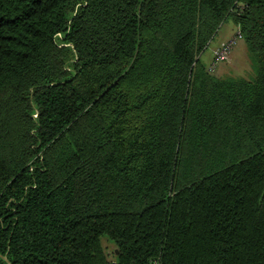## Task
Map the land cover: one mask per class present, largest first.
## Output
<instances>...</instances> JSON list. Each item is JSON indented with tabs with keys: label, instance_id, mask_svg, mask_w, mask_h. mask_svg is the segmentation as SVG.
Here are the masks:
<instances>
[{
	"label": "trees",
	"instance_id": "trees-1",
	"mask_svg": "<svg viewBox=\"0 0 264 264\" xmlns=\"http://www.w3.org/2000/svg\"><path fill=\"white\" fill-rule=\"evenodd\" d=\"M0 264H264V0H0Z\"/></svg>",
	"mask_w": 264,
	"mask_h": 264
},
{
	"label": "rangeland",
	"instance_id": "rangeland-1",
	"mask_svg": "<svg viewBox=\"0 0 264 264\" xmlns=\"http://www.w3.org/2000/svg\"><path fill=\"white\" fill-rule=\"evenodd\" d=\"M146 38H152V32H145ZM226 47V56L221 60L215 59V52ZM196 59L205 72L217 80H244L252 82L255 78L254 64L252 63L247 45L237 22L229 20L218 30L207 48L197 55ZM145 71V70H144ZM143 71V72H144ZM143 72L136 71L123 84V88L133 94L143 87L148 76L143 79ZM130 95V94H129ZM129 121H132L130 119ZM103 248L109 261H114L115 247L106 240H102Z\"/></svg>",
	"mask_w": 264,
	"mask_h": 264
},
{
	"label": "built area",
	"instance_id": "built-area-1",
	"mask_svg": "<svg viewBox=\"0 0 264 264\" xmlns=\"http://www.w3.org/2000/svg\"><path fill=\"white\" fill-rule=\"evenodd\" d=\"M226 47L222 48V49H219L215 52V59L216 60H223L226 56Z\"/></svg>",
	"mask_w": 264,
	"mask_h": 264
}]
</instances>
